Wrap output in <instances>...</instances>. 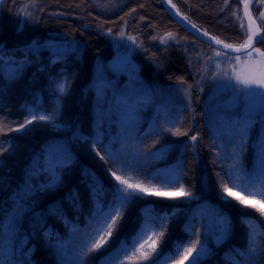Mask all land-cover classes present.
Here are the masks:
<instances>
[{"label":"trees","instance_id":"1","mask_svg":"<svg viewBox=\"0 0 264 264\" xmlns=\"http://www.w3.org/2000/svg\"><path fill=\"white\" fill-rule=\"evenodd\" d=\"M172 2L209 35L234 46L244 41L237 19L243 16L240 0H228L227 6L225 0ZM262 10L255 0L252 15L258 17ZM63 44L67 50L54 57L53 49ZM256 47L264 50V43ZM130 50L138 63L137 81L110 69L116 52ZM212 53L169 16L161 0H1L0 146L7 150L0 153V248L9 213L39 200L16 238L19 264H76L92 242L93 212L110 199L115 182L111 171H116L135 177L131 183L150 180L157 186L154 190L166 192L178 185L162 183L178 178L197 199L189 203L148 195L134 200L103 249L88 254L85 264H103L113 256L122 241L139 231L143 215L150 211L154 217L167 214L166 227L154 229L163 236L149 231L143 247L137 244L139 250L127 258L114 257L116 264H150L140 257L151 251L153 240L156 264H181L183 250L168 257L177 244L188 247L195 241L194 233L211 249L199 264L241 260L235 250L248 246V228L242 221L254 220L264 229V217L233 197L225 199L221 177L227 180L229 171L247 179L259 175L256 141L264 134V124L257 121L242 141L229 128V121L243 118L240 110L208 109L220 83L212 76ZM178 91L184 92L181 97L170 96ZM146 92L151 101L140 99ZM33 115L53 119L34 120L15 131ZM176 130L187 134H173ZM229 187L249 204L264 202L259 195ZM221 215L229 216L230 232L215 245L211 222ZM262 243L258 237L248 264H264Z\"/></svg>","mask_w":264,"mask_h":264},{"label":"snow or ice","instance_id":"2","mask_svg":"<svg viewBox=\"0 0 264 264\" xmlns=\"http://www.w3.org/2000/svg\"><path fill=\"white\" fill-rule=\"evenodd\" d=\"M251 2L252 0H245L244 2V15L248 18L247 25H245L243 18L237 15V19L240 21L241 34L245 37L242 43L238 46H234L233 44H226L223 40L214 36L209 37V46L213 49V53L212 56L208 57V60H215V71L212 72L213 78L226 81L224 87H230L233 90L235 101L237 103L242 102L244 105L243 118L235 122L229 121L230 134L232 136H239L242 141L247 138L249 131L257 121L264 124V50L255 46L256 44L264 43V11L259 12L258 17H252L251 13L248 11V5ZM227 3L228 0H225L226 6ZM256 4L258 7L264 6V0H256ZM172 7L174 8L175 5H172ZM234 15H236V13H234ZM185 19L187 18L185 17ZM257 20L260 21L259 25L256 23ZM192 27L195 28L196 26L192 25ZM119 35L123 37L125 33L121 31ZM167 35L169 38L174 39L171 33ZM204 35L206 37L209 36L207 32H205ZM128 39L135 41V37L132 36H128ZM212 41H215L214 45L211 43ZM221 45L223 46L222 48L219 47ZM242 57L243 59H241ZM237 69L240 70L238 71ZM64 87L65 86L61 84L58 89L59 92L62 93ZM189 87H191V85H189ZM257 97L259 98L258 103L256 101ZM123 102L122 100L121 103ZM52 119L53 117L51 115H33L30 120L25 119L24 123L19 125L15 131H20L34 120L51 121ZM166 130L169 132L173 131L172 129ZM173 134L186 135L187 133L176 130ZM191 140L195 142L197 136H191ZM256 143L260 159L259 175L254 179H247L240 174H234L232 171H229L226 173L228 177L227 180L221 177L220 188L222 189L221 195L224 196L225 199L233 197L239 201L240 205L251 207L255 209L260 216L264 217V202H261L259 205L249 204L246 199L234 196L229 187V184H231L232 187H238L250 196L259 195L264 198V134H258ZM93 148H95V144H93ZM6 150L7 149L0 146V153ZM97 154H99V150H97ZM108 155L112 154L108 153ZM100 159L104 160L105 157L100 156ZM232 167L236 168L237 165L234 164ZM111 176L114 177L115 182L112 185L110 199L96 208L93 212L95 226L92 229L90 237L92 242L79 253L76 264H85L88 254L103 249L105 242L111 237L113 231L118 228L124 211L134 200L141 199L148 195L169 199L192 196L191 192L184 190V185L179 183L178 178L175 180L170 179L162 183V187H177L178 185L176 191L166 192L154 190L157 186L152 184L150 180L146 183L139 180L135 183H131L129 182L130 179H135V177L129 176L125 178L122 175H117L116 171H111ZM102 190L101 188V191ZM156 219H159V224H156ZM166 220L167 214L162 217H154L151 211L144 214L143 223L139 231L130 240L122 241L116 253H114L113 256L106 257L103 264H116V259L114 257L119 256V254H123V256L127 258L130 251H138L137 244H140L141 248L143 247L141 241L144 240L149 231H152V234L157 238L162 237L164 234L163 231L156 232L154 229L157 227L164 229L166 227L164 221ZM242 222L248 228V246L245 251L235 250L236 254L242 259L236 260L235 257H233L230 259V264H248L250 258L255 254L253 246L256 245L257 238L259 237L261 241L264 242V229L260 228L255 221L251 219H245ZM217 227V239L219 242L227 236L229 222L224 217H220L217 220ZM194 234L196 235L195 241L189 242L188 247H185L183 244H177L168 258H175L180 255L181 250H183L184 255L182 260L192 257L190 264H199V260L208 255L209 250L201 242L199 234ZM148 238L151 239V237ZM155 243L156 241L153 240L151 251L144 253L140 259L149 261L150 264H156V259H158V257L153 258L152 256V254L156 252ZM261 246L264 248V243H262ZM193 252H195V256H193ZM0 264H15V262L12 260H5L0 261ZM25 264H27V262H25ZM119 264H124V260H120ZM164 264H166V261Z\"/></svg>","mask_w":264,"mask_h":264},{"label":"rangeland","instance_id":"3","mask_svg":"<svg viewBox=\"0 0 264 264\" xmlns=\"http://www.w3.org/2000/svg\"><path fill=\"white\" fill-rule=\"evenodd\" d=\"M1 2V0H0ZM263 8L262 11H264V6H260ZM254 17V16H253ZM243 21L245 23L244 16H242ZM257 23L260 24V21L257 20ZM246 25V23H245ZM67 45H57L53 49V53L55 54L54 57H58L59 52H64L67 50ZM132 50L129 52H116L114 59L110 63V69L112 73L116 76L126 78L128 81H137L139 80L137 76L138 72V63L136 59L133 58L132 55ZM243 59V57L241 58ZM238 71L240 69H237ZM219 88L216 90V92L212 95L209 101L208 109L216 110L218 106H222V108H226L229 110H235L238 109L240 110L239 112L241 115L244 116V105L243 103H237L235 101V96L233 93V90L230 87H224V84L226 81L220 80L219 81ZM113 91V90H112ZM183 91H178V92H172L170 94L171 97H176L179 98L183 95ZM141 100L148 102L152 100V96L150 93L146 92L144 93V96L140 97ZM257 103L259 102V98H256ZM54 186V184H51L50 187ZM182 200L187 201V202H192L193 200H196L197 197H181ZM39 200H33L27 204H20L18 205L14 211L9 213V216L7 217L6 221L4 222L3 225V230H4V238L2 241V245L0 248V261H5V260H12L15 262V264H19L18 261V249L16 247V238L19 233V230L21 228L22 222L27 215L28 212H30L37 204ZM220 217H224L228 222H229V231L227 236L222 240L218 242L217 239V232H218V227H217V220ZM212 227L216 228V231L212 233V239L213 243L215 245H220L222 244L227 237L229 236L230 232V225H231V220L229 216L227 215H221L218 216L213 222H211ZM208 250L209 254L211 252L210 247L207 245V243L203 244ZM208 254V255H209ZM208 255L202 257L199 260V263L205 259ZM193 256H195V252H193ZM192 260V257H188V259H184V261L181 264H190V261Z\"/></svg>","mask_w":264,"mask_h":264},{"label":"water","instance_id":"4","mask_svg":"<svg viewBox=\"0 0 264 264\" xmlns=\"http://www.w3.org/2000/svg\"><path fill=\"white\" fill-rule=\"evenodd\" d=\"M242 2V6H243V15H244V2L245 0H240ZM166 12L169 14V16L177 23L179 24V26H181L183 29H185L186 31H188L191 35H193L194 37H196L197 39L201 40L203 43L209 45V37H212V35H209L208 37H206L204 35V33L206 32L205 30L201 29L200 27H198L197 25H195L194 23H192L187 16L183 15L177 8L176 5L173 8L172 5H174V3L172 2V0H161ZM254 2V0H252V2L248 5V11L251 13V5ZM252 15V13H251ZM185 17L187 19H185ZM253 17V16H252ZM244 19H245V23L247 25L248 23V18L244 15ZM257 23V22H256ZM192 25H195L196 27L193 28ZM257 25H259L257 23ZM213 45L215 44V41L211 42ZM258 44H256L255 46H257ZM219 47H223L222 45Z\"/></svg>","mask_w":264,"mask_h":264}]
</instances>
